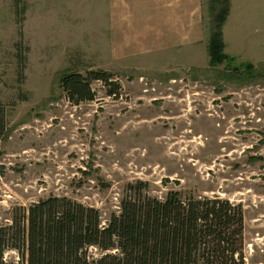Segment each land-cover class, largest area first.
I'll use <instances>...</instances> for the list:
<instances>
[{
  "label": "rangeland",
  "instance_id": "rangeland-1",
  "mask_svg": "<svg viewBox=\"0 0 264 264\" xmlns=\"http://www.w3.org/2000/svg\"><path fill=\"white\" fill-rule=\"evenodd\" d=\"M15 1L0 0V227L50 196L104 223L126 185L143 182L158 199L178 191L241 205L245 264H264V0H230L223 25L233 66L254 67L242 80L208 64L210 0H198L201 39L190 46L182 32L173 46L147 41L136 0ZM67 71L108 72L118 95L95 81V100L74 105L59 86Z\"/></svg>",
  "mask_w": 264,
  "mask_h": 264
},
{
  "label": "trees",
  "instance_id": "trees-1",
  "mask_svg": "<svg viewBox=\"0 0 264 264\" xmlns=\"http://www.w3.org/2000/svg\"><path fill=\"white\" fill-rule=\"evenodd\" d=\"M208 7L209 66L226 63L238 80L255 76L252 64L233 66L234 58L224 51L230 0H210ZM111 79L104 71H67L59 86L67 101L78 105L95 100V81L109 87L108 97H116L120 87ZM6 127L0 101V144L7 138ZM243 232L239 204L178 191L158 199L149 196L146 183L135 182L126 185L118 212L104 223L97 209L67 197L50 196L15 208L10 225L0 227V264H245ZM9 251L16 261L5 259Z\"/></svg>",
  "mask_w": 264,
  "mask_h": 264
},
{
  "label": "crops",
  "instance_id": "crops-1",
  "mask_svg": "<svg viewBox=\"0 0 264 264\" xmlns=\"http://www.w3.org/2000/svg\"><path fill=\"white\" fill-rule=\"evenodd\" d=\"M135 4L138 11L132 13L144 16V21H137L143 23L138 29L143 31V36L149 35L147 41L154 38L153 41H159L163 46H173L178 44L177 32H182L180 46L195 45L201 39L198 0H136ZM154 31L161 32L160 36ZM223 40L226 49L230 40L224 32Z\"/></svg>",
  "mask_w": 264,
  "mask_h": 264
}]
</instances>
